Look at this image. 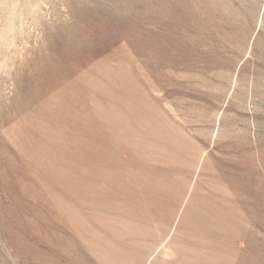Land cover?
Instances as JSON below:
<instances>
[{"label":"rangeland","instance_id":"1","mask_svg":"<svg viewBox=\"0 0 264 264\" xmlns=\"http://www.w3.org/2000/svg\"><path fill=\"white\" fill-rule=\"evenodd\" d=\"M0 264H264V0H0Z\"/></svg>","mask_w":264,"mask_h":264},{"label":"bare ground","instance_id":"2","mask_svg":"<svg viewBox=\"0 0 264 264\" xmlns=\"http://www.w3.org/2000/svg\"><path fill=\"white\" fill-rule=\"evenodd\" d=\"M168 49H166L167 51ZM104 80V79H103ZM94 83V82H93ZM92 84V83H91ZM99 84V83H98ZM96 86V85H95ZM100 86V85H99ZM89 89V88H88ZM128 99V98H127ZM123 100V99H122ZM125 100V99H124ZM127 103H129L131 105V107L134 109L135 106H137L135 112L140 115V117H142V111H144L145 109H148V112H149V115L151 116V131H152V135L153 136H157L159 133L161 134H165L167 137H168V133L165 131V129H168L169 125L168 123H164L165 121L162 120V118H160V114L158 113V106L154 103H149V99H129V100H126ZM125 101V102H126ZM124 102V101H123ZM149 104L148 106L146 104ZM139 106L141 107L139 109ZM126 107V106H125ZM128 112V110H126ZM133 111V110H132ZM134 112V111H133ZM129 114H132L129 113ZM132 116V115H131ZM150 118V117H149ZM141 119L142 118H139L137 121L138 122H141ZM129 120V119H128ZM150 120V119H149ZM162 120V122H160ZM143 121V120H142ZM157 121V122H156ZM131 125V124H129ZM133 125V124H132ZM139 125V124H138ZM141 125V124H140ZM147 125V123H146ZM147 128V126H146ZM144 129V128H143ZM139 131V130H138ZM137 131V132H138ZM150 131V130H149ZM148 132V131H147ZM176 132V131H175ZM133 134V133H132ZM145 135V134H144ZM138 136V134H137ZM136 140V139H135ZM130 141V140H128ZM132 142V141H131ZM139 142V141H138ZM143 142V141H142ZM133 144V143H132ZM142 145V144H140ZM150 148L148 147V150ZM145 150V149H144ZM151 150V149H150ZM145 152V151H144ZM176 155V154H175ZM181 155V154H180ZM155 157V156H154ZM145 158V157H144ZM142 159V158H141Z\"/></svg>","mask_w":264,"mask_h":264}]
</instances>
